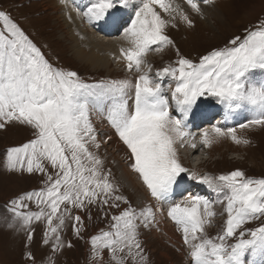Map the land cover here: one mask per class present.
Here are the masks:
<instances>
[{
  "label": "snow or ice",
  "instance_id": "snow-or-ice-1",
  "mask_svg": "<svg viewBox=\"0 0 264 264\" xmlns=\"http://www.w3.org/2000/svg\"><path fill=\"white\" fill-rule=\"evenodd\" d=\"M63 2L67 6L68 0ZM202 5L214 6L215 0H92L82 12L77 6L78 15L90 23L121 34L127 46L113 59L134 74L133 79L88 83L77 71L52 63L0 0V131L19 126L31 133L27 142L6 150V167L39 173L42 182L38 190L11 198L6 209L21 221L29 242L35 243L33 223H45L42 245L53 255L62 254L68 222L75 236L83 238L85 216L92 220L95 215L107 226L88 237L87 264H152L143 237L158 230L157 212L168 204L167 215L182 233L191 264H264V178L248 177L239 169L198 177L178 152L189 141L197 148L192 118L199 113L209 119L210 109L204 106L213 102L223 120L199 134L202 146L220 139L247 145L251 141L238 136L237 128L264 129V18L257 17L243 34L195 62L180 55L169 32L181 24L194 27L193 17H204ZM166 48H174L178 59L153 77L146 58ZM164 77L175 81L170 97ZM241 112L251 115L227 126ZM117 142V151L154 204L137 208L118 194L107 157L100 152ZM186 179L205 185L217 198L194 194L175 202ZM217 204L223 205L219 215L226 218L209 235ZM73 246L68 242L67 247ZM27 259L36 264L32 251Z\"/></svg>",
  "mask_w": 264,
  "mask_h": 264
},
{
  "label": "rangeland",
  "instance_id": "rangeland-1",
  "mask_svg": "<svg viewBox=\"0 0 264 264\" xmlns=\"http://www.w3.org/2000/svg\"><path fill=\"white\" fill-rule=\"evenodd\" d=\"M2 4L11 12L12 17L21 25L29 37L42 48V51L45 52L52 63L68 70L77 71L88 83H95L101 79L134 78V75L124 70L112 57H108V59L110 58L108 70L93 68L87 62L79 61L73 55L67 38L60 36V32H62L60 23H62V20L60 19L61 22L59 21L60 23H58L56 13L51 9H45L47 0H2ZM214 7L219 11L220 19L211 16L209 12L205 11L203 18L193 17L194 27L189 28L181 24L178 29H173L169 32V35L176 42V47L179 48L180 55L198 62L199 57L206 54L207 51L216 47H223L231 37L243 34L246 27H251L256 22L257 17L264 18V0H215ZM116 33L115 31L110 35H116V38L121 37L119 32L117 33L118 35ZM99 40L101 39L99 38ZM79 41H82V39L80 38ZM81 48L87 51L84 45H81ZM76 55L82 57L81 55ZM146 59L148 63L145 67L150 64L152 67V73L150 74L155 77L156 70L170 64L174 65L178 56L174 48H166L162 53L150 52ZM167 79L169 84L165 82V85H171V87H164V90L165 94L170 97L171 88H174L175 81L170 77H164L162 82ZM217 112H222V110L220 108L214 110L209 115V119L201 118V121L211 120ZM243 114L244 120L240 121L237 119L235 124L244 122L251 115L247 112H243ZM98 120L99 123L106 124V121L101 117ZM212 123H214L213 120ZM105 131L110 130L105 128ZM237 134L251 142L247 145H237L230 139H220L210 147L201 145L202 147L191 157L193 160L189 163L187 162L186 154L182 153V147L178 148L179 156L184 166L191 169L198 177L203 175L219 176L239 169L248 177L255 179L264 178V129L237 128ZM30 138V130L24 127L12 126L7 131H0V264H29L27 259L29 251L35 254L36 264H87L88 237L94 231L105 228L107 220L98 219L95 215L92 220H88L87 216H85L87 228L84 231L83 238L75 236L71 228V222H68V226L62 233L66 246L62 250V254L53 255L51 249L44 247L41 243L46 229L45 223H33L35 243H31L27 240V230L21 227V221L18 218H14L13 214L6 210L10 206V199L18 193L33 189L38 190L42 186L39 173L35 175H30L26 172L20 174L18 172H10L6 167V150L9 147L20 146ZM100 152L102 156L106 155L107 157L106 167L111 169V180L118 187V194H123L137 208L140 207L141 202H143L142 206L148 203H155L140 179L138 182L143 187L138 185L136 181L139 178L138 174L131 170L119 153L114 152L110 146L106 145L101 148ZM197 157H202L203 161L196 167L197 160L194 159ZM119 168L124 170L129 179H132L134 183L133 185L130 183L132 186L130 184L129 186L124 185L119 178ZM193 187L201 189L200 195L213 200L217 198L216 194L205 185L186 179L181 182V185L176 190V195L173 197L174 201L179 202V198H187L193 195L191 194ZM183 188L188 191L181 193ZM3 191L6 193L1 194ZM137 200H139V204H137ZM162 206V213L159 212L157 214V220L159 221L158 230L148 232L143 237L152 264H191L190 257L186 255L183 246L182 233L167 215L169 205L164 204ZM30 207L32 211L37 210L34 203ZM214 209L217 212V216L213 218V226L207 229L209 235H215L226 218L219 215L223 210L222 204L214 205ZM95 211L93 209L94 213ZM165 225H169L172 228L175 236L180 239V244L176 245L168 241L161 230L166 227ZM254 226V222L248 225V227ZM68 242H71L74 246L71 248L67 247ZM177 249H180V251H177Z\"/></svg>",
  "mask_w": 264,
  "mask_h": 264
},
{
  "label": "bare ground",
  "instance_id": "bare-ground-1",
  "mask_svg": "<svg viewBox=\"0 0 264 264\" xmlns=\"http://www.w3.org/2000/svg\"><path fill=\"white\" fill-rule=\"evenodd\" d=\"M91 2H92V0H68L67 6H66L65 3L63 2V0H47V4L45 5V9H51V10H53L54 13H56L55 15H57L56 19H57L58 23L61 22L60 19L62 20V23H60L61 28H62V30H61L62 32H60V36L62 38H67V40L70 43V47H71L73 55L75 57H77V59H79V61L87 62L88 65H90L93 68L108 70L110 58L111 57L113 58L114 56H118L120 47H122V46L126 47L127 44H126V42L122 41V37L116 38L115 37L116 35H114V36L110 35L111 32L112 33L114 32V30L104 28L100 24L94 25V24L90 23L87 20V18H85L81 15H78L77 10H76L77 6L79 7V10L82 12V11L86 10L87 6H89ZM202 7L204 8V12L205 11L209 12L211 16L220 19L219 18L220 17L219 11L217 9H215L214 6L202 5ZM69 16H71V20L68 19ZM104 29H106L109 32L108 33H100V30H104ZM97 30L99 31L98 33H97ZM80 38L82 39V41H79ZM99 38L101 40H99ZM81 45H84L86 47L87 51H84L81 48ZM76 54L81 55L82 57L77 56ZM108 57H110V58L108 59ZM123 72H126V71H123ZM130 74L134 75L133 73H130ZM165 82H167V84H169V80L167 79L163 82V86L169 87V86L165 85ZM204 107L206 109H210L209 115L211 113H213L214 110L220 108L218 105H215L214 102L212 104L206 105ZM217 115H218L217 118H216V116L212 118L214 123H216L217 121L223 120L222 112H220V114H217ZM98 118H99V116H94V119L96 121H99ZM192 119H193L192 125H194V126H191L190 130L193 133V135L196 136V140L194 142L197 143V148L193 149L190 146V144L193 141H189L185 146L182 147V149H183L182 153L186 154V159H187L188 163L193 160L191 157H193V155H195V153H197L199 148L202 147L200 144L199 134L205 129H210L212 124H214V123H211L212 120H210V122L207 121V123H209L207 125H205V122L202 123L199 113H197V115L195 117H193ZM237 119H239L240 121L244 120L243 112L230 117V119L227 121V126H233ZM106 146H110L114 150V152L119 153L120 157L123 158V152L117 151V149L119 147L118 142L112 143V144H106ZM198 158L199 157L194 159V160H197L196 167L198 165H200V163H202V161H203L202 157H200L199 159ZM119 178L122 180V182L124 183L125 186H129L130 183L132 185L134 184L132 179H129L128 176L124 173V170L121 168H119ZM139 179L140 178H137L136 181L138 182ZM140 184L141 183L138 182L139 186H140ZM194 190L196 192H199L198 187H194ZM182 192H184V190L183 191L181 190V193ZM192 193L193 192H191V194ZM181 198H184V197H181ZM184 199H181V200H184ZM181 200H180V202H181ZM142 203L143 202H141V204L139 205L140 207L142 206ZM137 204H139V200H137ZM162 208H163V206H161V208L157 212V214L162 211ZM161 230L164 233V235L167 237L168 241H171L172 243H174L176 245L180 244V239L175 236V234L172 231V228L169 225L162 228Z\"/></svg>",
  "mask_w": 264,
  "mask_h": 264
},
{
  "label": "crops",
  "instance_id": "crops-1",
  "mask_svg": "<svg viewBox=\"0 0 264 264\" xmlns=\"http://www.w3.org/2000/svg\"><path fill=\"white\" fill-rule=\"evenodd\" d=\"M4 191H5V189H4ZM4 191H3V192H1V194H3V193H6V192H4Z\"/></svg>",
  "mask_w": 264,
  "mask_h": 264
}]
</instances>
